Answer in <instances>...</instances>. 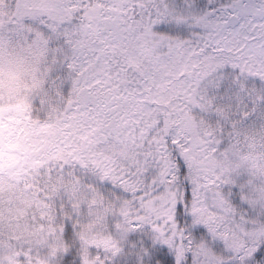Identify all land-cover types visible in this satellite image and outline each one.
Segmentation results:
<instances>
[{
  "label": "snow or ice",
  "instance_id": "6c2138e0",
  "mask_svg": "<svg viewBox=\"0 0 264 264\" xmlns=\"http://www.w3.org/2000/svg\"><path fill=\"white\" fill-rule=\"evenodd\" d=\"M261 175L264 0H0V264H264Z\"/></svg>",
  "mask_w": 264,
  "mask_h": 264
},
{
  "label": "clouds",
  "instance_id": "9594fccd",
  "mask_svg": "<svg viewBox=\"0 0 264 264\" xmlns=\"http://www.w3.org/2000/svg\"><path fill=\"white\" fill-rule=\"evenodd\" d=\"M24 88V85L22 83H18L16 86H15V89L16 91H21L23 90ZM20 100H22L23 98L22 97H19ZM258 181V184H257V189L259 188L260 184H264V175H261V176H258V177H255Z\"/></svg>",
  "mask_w": 264,
  "mask_h": 264
},
{
  "label": "rangeland",
  "instance_id": "374dc122",
  "mask_svg": "<svg viewBox=\"0 0 264 264\" xmlns=\"http://www.w3.org/2000/svg\"><path fill=\"white\" fill-rule=\"evenodd\" d=\"M15 91H16L15 88H13V89H11V90H6V91H5V98H6V99L10 98L12 95H14Z\"/></svg>",
  "mask_w": 264,
  "mask_h": 264
}]
</instances>
